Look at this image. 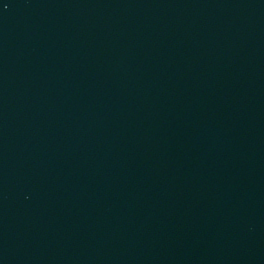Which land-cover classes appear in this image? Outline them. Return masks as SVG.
<instances>
[{
    "label": "water",
    "instance_id": "obj_1",
    "mask_svg": "<svg viewBox=\"0 0 264 264\" xmlns=\"http://www.w3.org/2000/svg\"><path fill=\"white\" fill-rule=\"evenodd\" d=\"M0 264H264V0H0Z\"/></svg>",
    "mask_w": 264,
    "mask_h": 264
}]
</instances>
